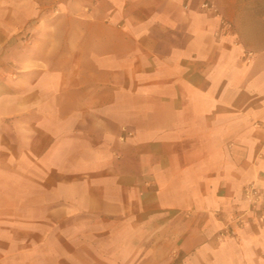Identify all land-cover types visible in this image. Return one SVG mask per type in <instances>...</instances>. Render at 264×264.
Listing matches in <instances>:
<instances>
[{
  "label": "crops",
  "instance_id": "obj_1",
  "mask_svg": "<svg viewBox=\"0 0 264 264\" xmlns=\"http://www.w3.org/2000/svg\"><path fill=\"white\" fill-rule=\"evenodd\" d=\"M202 1L0 0V264H264V31Z\"/></svg>",
  "mask_w": 264,
  "mask_h": 264
},
{
  "label": "rangeland",
  "instance_id": "obj_2",
  "mask_svg": "<svg viewBox=\"0 0 264 264\" xmlns=\"http://www.w3.org/2000/svg\"><path fill=\"white\" fill-rule=\"evenodd\" d=\"M206 1V0H203ZM211 1L212 0H207ZM241 16L244 17V27L264 31V0H237Z\"/></svg>",
  "mask_w": 264,
  "mask_h": 264
},
{
  "label": "built area",
  "instance_id": "obj_3",
  "mask_svg": "<svg viewBox=\"0 0 264 264\" xmlns=\"http://www.w3.org/2000/svg\"><path fill=\"white\" fill-rule=\"evenodd\" d=\"M201 8L205 9V10H215V6L214 3L211 1H202L201 2ZM244 196L247 199L248 203L250 206H253L256 204L257 200H258V196H259V192L258 189L252 185V184H248L244 187ZM232 218L235 221V226L239 227L241 224H243L244 222V217L241 213H237L235 215L232 216Z\"/></svg>",
  "mask_w": 264,
  "mask_h": 264
}]
</instances>
